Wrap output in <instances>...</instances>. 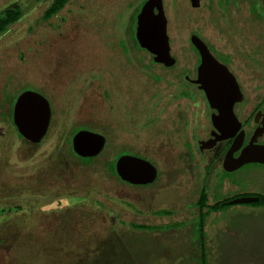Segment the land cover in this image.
Segmentation results:
<instances>
[{
	"label": "rangeland",
	"instance_id": "374dc122",
	"mask_svg": "<svg viewBox=\"0 0 264 264\" xmlns=\"http://www.w3.org/2000/svg\"><path fill=\"white\" fill-rule=\"evenodd\" d=\"M143 1L69 0L43 20L51 0H0V13L14 4L26 11L0 37V264H199V220L188 208L199 197V179L182 152L194 107L178 98V75L197 59L192 33L221 53L239 54L245 45L261 52L262 29L251 24L247 0L228 7L226 0H202L199 8L164 0L179 59L169 69L130 40ZM19 90L38 91L51 103L50 133L40 144L20 139L4 118ZM183 106L190 107L186 136L178 124ZM75 128L108 137L92 164L71 152ZM136 151L161 165L150 187H131L106 171L116 153L150 159ZM262 173L247 166L228 177L260 180ZM168 207L175 213L155 215ZM137 224L160 227L144 231ZM205 231L208 264H264L263 211L230 205L207 217Z\"/></svg>",
	"mask_w": 264,
	"mask_h": 264
},
{
	"label": "flooded vegetation",
	"instance_id": "af4514ba",
	"mask_svg": "<svg viewBox=\"0 0 264 264\" xmlns=\"http://www.w3.org/2000/svg\"><path fill=\"white\" fill-rule=\"evenodd\" d=\"M53 1L54 0H51L50 4L44 10L41 16L42 19ZM146 1L147 0H144L143 3L140 5V7L136 9L139 11L136 14L137 16L140 13ZM222 1L223 0H221V2ZM240 1L241 0H226L227 7L231 3L237 5ZM247 1H248L249 14L252 15L254 20L251 22V24L257 25L260 29H262L261 34L263 35V40H264V0H247ZM190 3L193 8H199L202 4V0H199V5H195L193 0H190ZM66 4L64 5V7L66 6ZM163 6H164L165 15L167 17L164 0H163ZM16 7H19L22 10L23 16L14 24L18 23L24 18L26 14L24 8H22V6H20L19 4H14L12 6H9L1 10L2 13L3 11H7L9 9L12 10L15 9ZM63 8H61L56 14L52 15L50 18L43 20H49L53 16H57ZM155 11L158 12L157 9H155ZM167 24H168V17H167ZM229 24L231 23L229 22ZM135 26L137 27V21L135 22ZM136 27L134 28V30L132 28H129L131 30L130 40H132L135 48H137L134 40V38H136ZM9 29L5 33H7ZM167 32H168V25H167ZM193 36H197L199 39H201L206 44L213 57H215V59L220 64L224 65L227 68L228 72L231 74V75L229 74L230 75L229 77L226 76V78L222 79V83H226V85H222V87L225 88L226 91H228L226 92L228 94L226 96L227 97L226 99H224V96L221 97L218 95H214L212 102H210L208 100L204 88H202V86L206 85L205 84L206 81H204L203 83L201 81L200 82L196 81L200 79L199 68L200 65L202 64L203 59L200 49L192 40ZM169 39H170V35H169ZM189 40L193 49L197 53V59L192 69L184 68V70L180 72L181 74L179 73L178 75L179 79L176 86L178 98L192 102L194 107L193 123L190 124L188 123L191 126L190 135H188L189 139L184 140L182 152L184 153V158H185L184 161L187 163L185 165L189 167L191 163L192 164L191 166L197 173L196 178H198L199 180H197V182H195L196 180H194V183H196L195 184L197 186L196 189L197 191H199L198 192L199 197L195 202H193L195 204L193 205L192 203H190L189 205L191 206L188 208H194L195 214L197 215V217H199L202 213V210L198 202L201 200L203 194L205 193L208 198V202H207L208 207L216 205L217 203L221 206L219 210L212 211L209 215H211L212 213L220 212L226 209L230 205L242 206L243 210L247 212H253V213H257L259 211L264 212V163L252 161L245 163L236 169H232V170L229 169L233 167V162H232L233 158L239 157L244 149L248 147L264 148V41L262 45L260 44L262 49L260 50L261 52L257 50H252L249 45H245L246 47L245 49L247 51L243 53L234 54L233 52H230L224 54L219 52L214 46H212L203 36L200 35L199 32L192 33L189 37ZM138 44L140 45L139 42ZM170 45H171V39H170ZM123 47L125 51H128L125 44L123 45ZM211 47L215 50V52H213ZM143 50H145L147 53L151 55L152 63L155 65H163L165 68L171 69L177 63H179V59L176 56H174V54L172 53V46H171V54L176 59V61L173 65L170 66L162 62L155 61L154 59L155 54H153L146 48L141 47L140 45V49L138 51H143ZM145 71L150 72L148 69ZM235 81L237 85L235 84ZM180 83H182L183 87L179 86ZM229 88H230V92H229ZM24 91L26 90H23L22 92ZM22 92L21 91L18 92V94L14 97L15 102L17 97ZM12 100L13 99H11L10 101L7 100L8 104L10 105L4 113V118L6 119V122L10 124L12 130H15L17 132L16 135L20 139H25L26 141L35 145L40 144L43 140L46 139L45 137L48 136L47 134L49 132L52 123L53 113L51 115V121L45 136L41 139V141L33 142L23 137V135L18 131V128L16 127L13 119V110H14L15 102L14 105L12 106L11 105ZM187 108L188 106L187 107L183 106V108L180 109L178 116V124L179 126H181L179 127V132L183 136H186L184 133V129L186 128V124H187L186 123L187 118H185V114L188 113L190 107L188 109ZM51 112H52V107H51ZM151 117L155 120L160 119V115H156L155 118L154 116L151 115ZM77 128L73 130V134L70 138L71 152L73 156H75L83 164L86 165L92 164L95 160H97L101 156V154H103V152L107 148L108 137L104 133L98 132L103 134L106 138V142L103 150L96 156L83 157L77 154L73 147L74 135L78 131L83 130V129H78L74 133V131ZM123 155L140 157L142 159L150 161L157 168L156 179L153 182L147 184H135L123 180L120 177V175H118L116 170L117 161ZM115 156L112 160L107 162L106 171L110 176L116 177L117 181L123 182L131 187H135V186L150 187L157 180L160 179L162 168L160 163L154 160L153 158L145 155L149 157L151 160H153L151 161L146 157H141L131 154H118L116 157ZM186 157L190 160V162L189 160L186 159ZM198 157L199 158L201 157L204 160L200 159L199 161H197ZM82 158H90V160L87 162V161H83ZM113 166L115 168V172L113 171L114 170ZM247 166L248 167L250 166L252 168H259L263 172L259 178L260 180H233L232 177L230 176V178L232 179L231 180L228 177V174H236ZM203 174L209 180H203L204 179ZM212 177H215L216 180H212ZM166 187L169 188L168 185L167 186L165 185L162 187L163 190L161 191L167 192L168 188ZM220 189L224 191L225 193L224 197H222L219 194ZM189 191H191V189ZM183 194L185 195V193ZM220 196L222 198H220ZM242 197H254V198L256 197L258 199L251 202H236V203L231 202L235 199H239ZM211 200H215V201L212 202ZM205 210L207 209H203V211ZM161 211H167L168 213H164L163 215L160 213ZM175 211L176 210L173 209L172 207H168V208H161L155 210L154 213L155 215L169 216L175 213ZM0 214H2V212ZM146 225H150V224H146ZM194 226L196 225L194 224ZM208 261H209V255H208Z\"/></svg>",
	"mask_w": 264,
	"mask_h": 264
},
{
	"label": "water",
	"instance_id": "95a60500",
	"mask_svg": "<svg viewBox=\"0 0 264 264\" xmlns=\"http://www.w3.org/2000/svg\"><path fill=\"white\" fill-rule=\"evenodd\" d=\"M193 1L195 5H199V0ZM167 25L163 0H147L137 16L136 38L141 47L155 54V61L170 66L175 63L176 59L171 54ZM192 40L200 49L203 59L199 68L200 79L196 81L202 83L206 81V85L202 88L210 102L214 95L224 96L226 99L228 91L222 87V85H226V83H222V79L231 74L213 57L201 39L193 36ZM51 115L49 100L37 91L26 90L16 99L13 119L18 131L26 139L33 142L41 141L47 133ZM105 142L106 138L103 134L84 129L78 131L73 137L74 150L83 157L98 155L103 150ZM252 161L264 163V148L248 147L244 149L239 157L233 158V167L229 169H236ZM116 170L123 180L135 184L151 183L157 177V168L150 161L130 155H123L118 159ZM257 199L256 197H242L231 202H251Z\"/></svg>",
	"mask_w": 264,
	"mask_h": 264
},
{
	"label": "trees",
	"instance_id": "16d2710c",
	"mask_svg": "<svg viewBox=\"0 0 264 264\" xmlns=\"http://www.w3.org/2000/svg\"><path fill=\"white\" fill-rule=\"evenodd\" d=\"M68 0H54L49 8L47 9L46 13L44 14L43 19H48L52 15L56 14L61 8L64 7ZM139 11L137 10L136 14ZM23 16V12L19 7H16L15 9H9L7 11H3L0 13V36H2L15 22H17L21 17ZM134 21V20H133ZM133 29V27H132ZM134 37V36H133ZM135 44L137 48H140V45L138 44L136 38H134ZM15 100L13 99L11 102V105H14ZM76 129L74 133L77 131ZM83 161H89L90 158H82ZM114 168V166H113ZM115 172V168L113 170ZM208 198L206 194L204 193L201 200L198 202L200 205V208L202 210L201 215L198 217L199 222L197 223V229H198V240L200 243L199 251H200V261L199 264H208V250L206 245V231H205V225L208 215L212 211L219 210L221 206L217 203L213 206H207ZM208 207V208H207ZM203 209H207L203 211ZM161 214L168 213L167 211H161ZM136 226V225H135ZM137 227L142 228L140 230H156L160 226L157 225H146V224H137Z\"/></svg>",
	"mask_w": 264,
	"mask_h": 264
}]
</instances>
